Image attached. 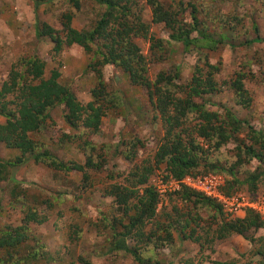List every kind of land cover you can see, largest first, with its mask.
Returning a JSON list of instances; mask_svg holds the SVG:
<instances>
[{
	"label": "rangeland",
	"instance_id": "1",
	"mask_svg": "<svg viewBox=\"0 0 264 264\" xmlns=\"http://www.w3.org/2000/svg\"><path fill=\"white\" fill-rule=\"evenodd\" d=\"M139 1L143 4L145 23L151 24V33L156 39L170 43L165 45V54L159 53L157 56L164 60L150 64V80L155 81L162 72L172 73L176 82L186 85L191 81L196 60L200 55H205L220 69L216 76L219 86L214 95L195 98V101L200 105L205 103L209 111L221 116H225L228 110L239 121L264 131V43L243 46V43L258 36L264 39V8L256 0H158L170 10H177L182 4L185 7L190 3L196 4L203 11L199 19L212 36L217 40L226 36L214 50L203 49L200 53H189L184 43L171 39V32L164 25L152 24L151 8L146 5V0ZM80 2V10L63 1L41 6L35 11L32 0H0V85L9 79L14 68L21 73L25 71L21 64L23 60L39 58L45 63L44 79H48L57 70L61 73V84L68 87L82 104L87 105L93 101L92 92L99 87V79L89 69L91 59L84 49L74 45L64 47L61 53L56 54L50 38L45 35L38 38L36 35L37 22L42 24V28L46 26L60 31L62 16L66 13L73 14V27L76 30L94 28L105 13V8L89 0ZM186 9L181 20L188 24L192 22V9ZM226 16L237 17L240 21L234 25L235 31L224 25ZM135 41L151 60L150 42L142 38H136ZM238 73L246 75L245 88L252 97L250 108L237 105L236 96L230 89L229 82ZM103 75L106 107L108 109L109 96L114 98L116 104L109 105L98 133L88 135L86 132L83 135L80 130L72 128L64 118V110L58 107L51 112L50 119L41 130L32 135L39 142L38 151L47 150L64 162L85 165L86 157L93 147V157L101 162L102 169L86 170L90 176L86 187L83 184V173L56 172L44 163L35 162L32 157L13 172L11 180L0 183V229H5L7 225H23L25 213L29 210L48 218L44 224H30L31 237L23 247L24 257L28 258L39 249L54 258L53 262L46 264H82L80 259H85L89 264H138L129 253L110 252L113 233L108 228L109 223L115 217L122 219L123 215L119 213L114 200L105 196V191L116 182L126 185L125 177L134 170V165L126 159V144L134 140L141 142L138 163L154 158L164 136L163 124L149 98L148 90L132 85L129 75L123 69L106 66ZM0 122L5 123L6 119L0 117ZM195 124L192 122L190 127ZM249 136V129L244 127L220 150L203 152L199 156L201 172L218 169L234 181L239 178L236 192L264 194V179L259 183L257 192L253 193L247 184H242L248 174L264 169L257 160L248 162L245 154L242 156L244 163L239 165L238 146L249 144ZM199 142L205 150L209 149L203 139ZM20 156L18 150L8 149L0 143L1 159L14 161ZM231 167L235 168L232 174ZM163 175H169L165 163L159 165L152 174L148 187L154 188ZM14 187L19 195L15 200L9 192ZM145 187L137 188L143 190ZM178 193L169 195L157 215L155 225L149 224L148 232L159 227L166 230L170 221L178 222L181 215L179 210L190 213L188 217H200L206 227L213 225V229L217 228V217L222 219L220 215L216 216L215 211L204 202H196L201 199L192 197L186 200ZM49 202L53 204L52 209L47 208ZM118 230L125 229L119 226ZM263 236L264 231H259L257 237ZM172 237L174 243L170 245L159 249L146 248L144 257L151 259L152 264H186L188 260L193 264H213L217 261L260 263L259 258L251 254L252 246L241 238L214 243L211 248L207 245L202 250L199 244L181 235L177 228L173 230ZM132 245L134 242H131Z\"/></svg>",
	"mask_w": 264,
	"mask_h": 264
},
{
	"label": "trees",
	"instance_id": "2",
	"mask_svg": "<svg viewBox=\"0 0 264 264\" xmlns=\"http://www.w3.org/2000/svg\"><path fill=\"white\" fill-rule=\"evenodd\" d=\"M32 1L35 11L41 6L63 1L70 3L77 10L81 9L80 0ZM89 1L105 8V13L94 28L76 30L73 27V14L66 13L62 16L60 31H54L46 26L42 28V24L37 22L36 35L38 38L44 35L50 38L56 54L61 53L64 47L74 45L84 49L91 59L89 69L99 79V87L92 92L94 99L87 105L82 104L68 87L61 84V73L57 70H54L48 79H44L45 63L39 58L23 60L21 62L25 70L23 73L14 68L9 79L0 85V117L6 119L5 123L0 122V143L8 149L18 150L21 156L14 161L0 158V183L11 180L13 172L24 166L28 158L32 157L35 162L44 163L56 172L83 173V184L86 187L90 182L86 170L102 169L101 162L93 157L95 152L93 147L86 157L85 165L64 162L47 150L38 151L39 142L35 141L32 135L41 130L50 119L51 112L58 107L64 110V118L72 128L80 130L83 135L86 132L88 135L98 133L109 105L116 104L114 98L109 96L108 109L106 107L103 69L106 66L121 68L129 75L132 85L148 90L149 98L162 120L164 136L154 158L139 163L137 159L140 155L141 142L134 140L125 145L126 159L134 165V170L125 177L126 185L116 182L105 191V196L114 200L119 213L123 215L122 219L115 217L109 223L108 228L113 233L110 252L129 253L138 264H152L151 259L144 257L145 249L150 247L159 249L174 243L172 234L177 228L181 235L199 244L202 250L207 245L211 248L214 243L233 241L241 237L252 246L253 257H258L259 264H264V236L257 237L259 231H264L262 215L248 210L244 218H229L217 202L188 189H183L178 194L186 200L192 197L199 198L201 200L196 202H204L206 206L212 208L216 216L222 217V219L217 217V228L213 229V225L206 227L200 217H188L190 213L179 210L181 214L178 217L179 221H170L166 230L165 228L161 230L159 227L147 231L149 224L155 225L157 215L163 209L158 211L160 197L152 186L148 187V181L159 165L165 163L169 175L176 179L209 172L222 173L228 179L226 193H235L238 191L239 178H235V184L233 178L230 179L227 173L218 169L201 172L199 156L205 151L220 150L221 146L247 127L250 133L249 144L238 146L239 165L244 163L242 156L245 154L248 162L257 160L264 167V131L256 130L249 124L239 121L228 110L225 111V116H221L209 111L205 103L200 105L195 101V98L214 95L219 86L216 76L220 69L205 55H200L196 60L193 76L186 85L176 82L172 73L162 72L155 81L150 80V64L164 60L157 56L159 53L165 54V45L170 43L167 40L156 39L151 33V24L145 23L143 4L139 0ZM256 2L264 8V0H256ZM146 5L152 11V24L164 25L171 32V39L184 43L189 53H200L203 49L214 50L225 40L226 36L217 40L207 30L199 19L203 11L201 12L196 4L190 3L186 7L182 4L177 10L166 9L158 0H146ZM188 7L192 9V22L187 24L181 20V16L187 12ZM239 22L234 16H226L223 21L231 31H235L234 25ZM255 30L258 32L257 28ZM136 38L150 42L151 60L143 54L141 47L135 41ZM261 43H264V39L258 36L246 41L243 46ZM245 79V73H238L231 79L229 86L236 96V104L250 108L252 97L245 88ZM192 122H196L194 127H190ZM200 139L209 145V149L205 150L201 146ZM233 169L235 168L231 167V174ZM263 179L264 169L248 174L242 184H247L253 193L257 192L258 185ZM139 186L146 187L141 190L137 188ZM16 190L14 187L9 191L13 200L19 197ZM47 208L52 209L53 204L47 203ZM47 220L46 215H37L36 212L29 210L25 213L23 225L18 227L7 225L5 229H0V264H31L33 261H39L40 258L43 261L35 264L53 262L54 258L50 254L39 249L28 258L22 254L23 247L31 237L30 224H44ZM119 226L125 230L119 231ZM131 242H134V245L131 246ZM30 259L32 260L29 261ZM80 261L82 264H89L85 259ZM186 264L193 262L188 260ZM213 264L237 263L217 261Z\"/></svg>",
	"mask_w": 264,
	"mask_h": 264
},
{
	"label": "built area",
	"instance_id": "3",
	"mask_svg": "<svg viewBox=\"0 0 264 264\" xmlns=\"http://www.w3.org/2000/svg\"><path fill=\"white\" fill-rule=\"evenodd\" d=\"M227 176L222 173H206L203 175H187L181 179L163 175L154 189L160 197L158 211L167 202L169 195L188 189L214 200L229 218H237L252 210L264 217V194L235 192L228 194Z\"/></svg>",
	"mask_w": 264,
	"mask_h": 264
},
{
	"label": "crops",
	"instance_id": "4",
	"mask_svg": "<svg viewBox=\"0 0 264 264\" xmlns=\"http://www.w3.org/2000/svg\"><path fill=\"white\" fill-rule=\"evenodd\" d=\"M246 214L239 216L238 218H244ZM241 237H237V239H240ZM243 239V238H241ZM244 240V239H243Z\"/></svg>",
	"mask_w": 264,
	"mask_h": 264
},
{
	"label": "clouds",
	"instance_id": "5",
	"mask_svg": "<svg viewBox=\"0 0 264 264\" xmlns=\"http://www.w3.org/2000/svg\"><path fill=\"white\" fill-rule=\"evenodd\" d=\"M169 176H171V175H169Z\"/></svg>",
	"mask_w": 264,
	"mask_h": 264
}]
</instances>
